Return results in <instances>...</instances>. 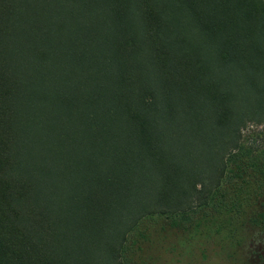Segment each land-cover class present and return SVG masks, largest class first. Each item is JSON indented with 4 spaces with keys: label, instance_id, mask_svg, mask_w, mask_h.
<instances>
[{
    "label": "trees",
    "instance_id": "obj_1",
    "mask_svg": "<svg viewBox=\"0 0 264 264\" xmlns=\"http://www.w3.org/2000/svg\"><path fill=\"white\" fill-rule=\"evenodd\" d=\"M249 124L264 0H0V264H131L142 218L263 198Z\"/></svg>",
    "mask_w": 264,
    "mask_h": 264
},
{
    "label": "rangeland",
    "instance_id": "obj_2",
    "mask_svg": "<svg viewBox=\"0 0 264 264\" xmlns=\"http://www.w3.org/2000/svg\"><path fill=\"white\" fill-rule=\"evenodd\" d=\"M241 140L246 157L264 160V124L243 128ZM253 186L242 188L238 207L197 222L181 225L174 213L142 218L126 244L131 264H264V197L254 196Z\"/></svg>",
    "mask_w": 264,
    "mask_h": 264
}]
</instances>
